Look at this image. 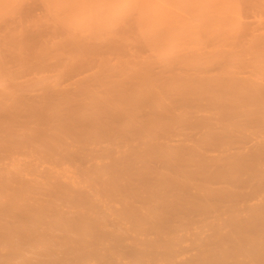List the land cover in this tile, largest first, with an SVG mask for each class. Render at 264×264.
Returning a JSON list of instances; mask_svg holds the SVG:
<instances>
[{"label":"bare ground","instance_id":"obj_1","mask_svg":"<svg viewBox=\"0 0 264 264\" xmlns=\"http://www.w3.org/2000/svg\"><path fill=\"white\" fill-rule=\"evenodd\" d=\"M0 264H264V0H0Z\"/></svg>","mask_w":264,"mask_h":264}]
</instances>
